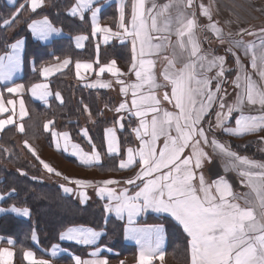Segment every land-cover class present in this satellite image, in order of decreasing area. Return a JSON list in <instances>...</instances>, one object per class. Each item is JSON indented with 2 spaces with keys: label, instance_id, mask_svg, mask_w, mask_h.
<instances>
[{
  "label": "snow or ice",
  "instance_id": "6c2138e0",
  "mask_svg": "<svg viewBox=\"0 0 264 264\" xmlns=\"http://www.w3.org/2000/svg\"><path fill=\"white\" fill-rule=\"evenodd\" d=\"M8 2L15 5L18 0ZM99 3L100 0H77L70 14L83 20L85 11H90L92 38L102 34L105 44L113 38L121 44H130L128 71L123 72L115 59L102 64L99 44L96 45L95 61L77 60L74 69L81 81L85 80L86 73H95L97 79L87 83L86 87L111 88V82L99 79L106 72L120 85L123 99L114 109L118 114L114 125L104 129V146L107 155L121 157L120 170L137 165L138 168L130 178H109L99 182L96 194L100 199H107L105 212H114L118 219H124L126 215L125 236L139 245L137 264H156V261L163 264L165 259L164 225H137L136 218L149 210L169 215L182 227L187 237L188 264H264V162L239 155L215 135L217 130L234 136L264 131V28L260 29L259 45L245 42V35H256L250 29L241 28L238 38L227 33L229 46L225 48L226 55H214L203 50L197 34L200 25L196 12L187 11L197 0H166L162 4L157 0H120L119 30L116 31L99 23L102 11ZM44 6L45 0H23L10 18L2 20V26L11 27L25 9L36 13ZM198 8L199 14L208 20L204 27L224 44L225 33L213 21L210 6L199 3ZM27 27L39 40H48L53 33L60 31L47 16L32 19ZM89 38L88 35L76 36V47L84 48L82 42ZM23 45L24 40L18 39L9 45L11 52L0 56V83L12 81L13 75L20 70ZM238 51L245 56L251 53L248 65L243 64ZM228 55L234 60V68L227 67ZM55 59L58 63L40 69L45 81L72 63L70 58ZM232 72L235 73L231 80L235 95L229 103L232 94L224 85L229 83L228 74ZM129 76H134V80L125 79ZM160 89H164L162 96L158 95ZM24 90V84L15 83L0 91V114L10 113L7 118H0V132H4L7 126H14L19 133H25L23 120L29 113L24 100H19L18 118L14 119L17 117L16 100L5 102L4 99V91L20 96ZM27 91L45 104L52 95L64 104L61 93H53L47 82L33 83ZM165 102L170 108L164 106ZM246 106L256 107L258 114H245ZM83 111L91 117L87 105H83ZM234 113L238 115L232 127L229 122ZM133 119L137 123L131 132L138 143L135 147L122 149L117 130L122 131L125 122L130 123ZM43 129L51 133L57 149L61 148L63 141V150L76 156L81 165L91 167L101 163V152L87 128L80 134L88 140L90 152L73 143L67 131H56L53 120L46 121ZM260 140L264 141V137ZM24 145L39 160L27 140ZM2 150L8 152L7 148ZM213 155L225 160V175L209 182L203 168L206 163H212ZM40 163L48 173L62 175L43 160ZM229 171L237 172L241 187L248 191H234L226 178ZM63 178L77 189L93 186L92 181ZM60 187L65 193L74 191L65 185ZM15 191L13 188L8 194H0V201ZM80 196L81 202H85L86 192H80ZM9 210L18 215H30L28 208L13 205L6 210L0 207V212ZM102 234L92 228L69 227L60 233L59 239L94 245ZM3 239L0 237V241ZM31 239L39 243L35 231ZM14 243L11 238L7 239L8 245ZM100 251L101 248L97 247L90 253L91 259L73 254L72 260L74 264H109L107 258L100 257ZM57 254L58 246L53 245L51 256ZM14 255L10 247H0V264H14ZM23 257L27 264H51L48 259L36 258L33 251H24Z\"/></svg>",
  "mask_w": 264,
  "mask_h": 264
},
{
  "label": "trees",
  "instance_id": "16d2710c",
  "mask_svg": "<svg viewBox=\"0 0 264 264\" xmlns=\"http://www.w3.org/2000/svg\"><path fill=\"white\" fill-rule=\"evenodd\" d=\"M19 2H23V0H18L16 7ZM71 5L72 0H45V6L36 13L25 9L15 24L5 28L2 26V20L10 18L15 7L7 5L5 0H0V54L7 50L13 40L25 37L24 70L21 81L26 86L39 81L40 69L55 61L56 57L60 59L69 57L72 62L94 59L96 37L92 38L90 35L91 27L88 14H84L83 20L80 17H71L68 14ZM41 16H47L53 25L60 27L67 35L54 39L48 44H41L33 40L27 25L32 19ZM101 17L105 22L114 25L116 20L114 4L103 9ZM79 33L90 37L85 48L80 51L75 49L72 42V37ZM99 57L101 63L115 59L123 69L128 68L130 63V52L127 45L113 44L102 47ZM50 85L53 91L61 93L64 104H58L53 100L46 107L26 97L30 115L25 122V133H19L14 127H11L5 129L0 137V192L6 194L13 188L16 190L2 203L5 206H24L30 211V217L27 220L10 214L1 215L0 235L10 237L15 242L13 245L14 264H27L23 259L24 251L32 250L36 255L45 258V252L52 244L58 242L62 230L72 225L89 226L104 230L105 234L101 239V245H109L108 240H111V249L117 254L108 255L109 264H116L123 258L124 262H128L135 255L134 247L123 242V221L117 219L112 213L105 212V202L97 200L94 203L83 205L71 196L65 195L59 185L40 181V163L29 152L20 150L16 144V141L22 143L27 140L45 158L43 150L51 151L52 145L50 135L44 131L43 124L48 120H53L55 128L69 132L73 140L85 146L87 143L85 138L81 137L80 129L82 120L88 118L92 121L88 129L89 135L97 149L102 155H105L103 132L107 126L114 122L105 120L102 116L106 105L107 107L114 105L113 99L105 91L89 90L81 84H77L73 78L72 66L66 72L53 77ZM83 105L88 106L91 117L83 111ZM133 127L132 121L126 122L125 128L119 131L122 149L134 145L135 137L131 132ZM229 144L231 149L238 150L233 141H230ZM88 145L91 147L90 144ZM3 148H7L8 152L5 153ZM243 151L248 155H253L251 151L247 152L245 147ZM45 159L59 170L68 172L58 166V162L54 161L53 156H47ZM65 160L67 163L61 162L65 167L81 168L74 161ZM118 160V157L105 155L103 162L98 166L82 168L83 175L81 177L90 175L92 178L99 176L124 178L134 175L136 171L134 169L127 172L119 170ZM18 170H22L27 175H21ZM139 222L163 224L167 234V263L188 264L186 234L171 217L147 214ZM33 231L38 235V246L31 242ZM63 246L71 247L66 244ZM52 262L53 264H72L67 256H61Z\"/></svg>",
  "mask_w": 264,
  "mask_h": 264
},
{
  "label": "crops",
  "instance_id": "0c3cea01",
  "mask_svg": "<svg viewBox=\"0 0 264 264\" xmlns=\"http://www.w3.org/2000/svg\"><path fill=\"white\" fill-rule=\"evenodd\" d=\"M197 1H201V3H203V4L207 5V6H210V10H211L212 16H213V21L217 22L218 23V26L225 33V43L224 44H221L219 42V40L217 39V37L211 31H209L206 27H204L205 25L208 24V20H207L206 17H203V16H201L199 14V8L197 7L198 4H196V5L194 4L193 5V8H194V11L196 12V15H197L198 24L200 25V27L197 29V34L199 36L200 41L202 42V47H203V50L205 52H209V53L214 54V55H226L225 48L229 46L228 45V42H227L228 39H229V37L227 36V33H229V32L232 33V38H238L237 37V33L239 32V30L241 28H247V29H250L252 32L256 33V35H254V36H247V35H245L243 38H244V40H245L246 43H254L256 45H259V42H260L259 41L260 29L261 28H264V0H197ZM5 2H6L7 5L12 6V7H16V5H17V4H15V5L10 4L8 2V0H5ZM76 2H77V0H72V5L70 6V8L68 10V14L71 17L79 18V16H72L70 14V9H71V7ZM126 2H127V0H126ZM165 2H166V0H157V3H159V4H162V3H165ZM111 4H114L115 11H116V20H115V24L114 25H111V24L105 22L102 19V17H101V13H102L103 9H105L106 7H108ZM119 4H120V0H100L99 6L102 7V11L99 13V23L101 24V26L111 27L114 31L119 30L118 29V25H119V22H120L119 21V12H118ZM246 4L249 5V6L247 7ZM250 4H252V5H250ZM148 6H150V4ZM127 11H128V9L126 8V13H127ZM187 11L191 12V11H193V9H188ZM85 13L88 14V18H89V21H90V27H91V12L90 11H85ZM43 17L44 16H41V17H38V18H35V19H42ZM126 19H127V16H126ZM53 26L56 27L57 29H59L60 31L58 33H53L52 36H50L48 38V40H39L38 38H36V37H34L32 35V33H31V31L29 29H28V31H29L30 37L33 40H35V41H37V42H39L41 44H48V43H50L54 39H58V38H61V37H64V36L67 35V34H65V32H63V30L60 27H57L55 25H53ZM78 35H86V34L79 33V34H76V35H74L72 37L73 46L75 47L76 50H79L80 51V50H82V49L85 48L88 40L82 42L85 45L84 48L78 49L76 47V41H75V37L78 36ZM18 39H23L24 40V45H23L22 51L20 53L21 61H22L21 68H20V70L18 72H16L13 75L12 81L0 83V91H3L6 86H12L15 83L24 84L21 81V78H22L23 70H24L23 55H24V48H25V44H26V39H25V37H19V38L13 40L10 44L15 43ZM211 43H212V45H211ZM97 44H99L100 49L102 47H107V46H110V45H113V44H115V45H127L128 48H129V52H130V44H128L127 42L125 44H121L119 42V40L113 38L111 41H109L108 44H105L103 42V39H102V34H98L97 37H96V43H95V46H94V53H95L94 59L80 60V61L94 62L95 59H96V45ZM9 45H8L7 50L5 52L1 53L0 56L5 55L6 53H9V52L12 51V49L9 47ZM256 51L258 52L259 49L257 48ZM99 52H100V50H99ZM237 54L240 55L241 61L243 62L244 65H248L249 64L251 53L248 56H245L242 51H238ZM65 58H69V57H65ZM65 58H61L60 60H63ZM75 61H77V60H75ZM75 61L72 62L69 65V67L72 66V68H73V78H74V80L80 82L82 86L86 87L85 85L87 83L94 82L97 79L95 73L93 72V73H86L85 74V80H83V81L79 80L76 77V75H75V69H74V63H75ZM109 61L110 60H108L106 62H103V63H107ZM56 63H58L57 60H55V61H53V62H51V63H49V64H47L45 66H51V65H54ZM161 63H163V61H161ZM117 66L123 72H127L128 71V68H129V66H128V68L123 69L118 63H117ZM94 67H97V65H95V63H94ZM227 67H229V68H234L235 67L234 60H233V58L230 55H228V58H227ZM68 68L64 69L61 72H56L54 75L50 76L47 79V81H45L44 78L40 74V80L37 81V82H35V83L47 82L50 85V82H51V80H52L53 77H55V76H57V75H59L61 73L66 72L68 70ZM234 75H235L234 72L230 73V77L229 78L232 80L234 78ZM99 79L102 80V81L111 82L112 83V87L111 88H89V87H86V88L89 89V90H101V91H105L110 96V98L113 99L114 102H115L116 99L121 102L122 99H123V97L121 96L120 91H119L120 85H118V84L115 83V78L112 77L111 74H109V73L106 72L101 77H99ZM125 79L134 80V76H129V77H126ZM254 79H256L255 76H254ZM32 84H30L29 86H26L24 84L25 85V90L21 93L20 96H17L15 94H9L6 91H4V99H5V102L8 99H14V100H16L17 117H14V119H17L18 118V113H19V100L21 98L25 102V106H26V109L28 110L29 115H30V112H29V109L27 107L26 97H28L33 102L39 103L40 105H43V106H46V107L53 100L55 102H57L58 104H61L55 98V95H52V96H50L48 98V103L47 104H45L43 101H40V100L35 99L34 97H32L31 93L29 91H27V89L30 88V86ZM229 86H230L229 83L224 85V87H229ZM50 89L52 90L51 85H50ZM232 91H233V88H232ZM52 92L55 93L57 91H53L52 90ZM163 92H164V89L158 90V95L162 96L163 95ZM234 95H235V93H234ZM164 106L170 108V105H167L166 102H165ZM8 107H11V106H8ZM110 109H112V108L111 107H105V110H104L103 114L105 113L107 115H110V118H108L106 120H110L112 122H115L116 119H117V117H118V114L114 111L115 107L113 108V110H110ZM244 111H245V114H253V115L258 114L256 107H247L246 106L245 109H244ZM8 114H10V113L0 114V118H7V115ZM29 115L24 118V120H23V123L24 124L27 121ZM237 115H238V113H234L233 114V118L230 120L229 126H232V127L235 126L234 121H235V117ZM131 121L133 122L134 127H135L137 121L135 119H133ZM86 124H90V126H91L92 121H90V119H87ZM113 125H114V123L111 124V125H109V126H107V127H111ZM11 127H14V126H7L6 129L11 128ZM55 130L58 131V132H65V130H57V128H55ZM119 131H121V130H119V129L117 130L118 137H119V134H118ZM260 132H264V131H260ZM260 132H258V133H260ZM2 133L3 132H0V137H1ZM48 133H49L50 139H51L52 150L51 151H48L49 154L47 152V154L44 155V157L47 158V156H53L55 158V160H54L55 162H65V163H67V161L65 159H70V160L74 161L75 164L78 165V166H80L81 168H76L75 166H73L72 167V170H73L74 173L67 174L66 172H63V171L59 170L57 167H55L50 162H48L45 158H43L40 155V153L38 152V150L35 149L30 144L35 149L37 155L39 156V160L34 156L38 160L39 163H40V160H43L44 162L48 163L52 168H54L56 171L62 173L61 176H57L54 173L50 174V173H48L43 168V166L40 163V165H41L40 166L41 167V174L44 171L45 173H47L49 175H52L54 177H57V179L60 180L59 183H62V184H69L68 181H66L63 177H70L72 179H81V180H86V181H92L93 182V186L88 187L90 191L93 190L94 184L98 181V179L99 180H106V179L112 178V177H105V178H103L104 176H102V177L101 176H99V177L96 176L98 178H92L90 175H88V177H81L83 175V173H81L82 172V168H91V167H95V166L89 167V166L81 165L79 163V161H78V158L76 156L72 155L71 152H65L63 150V141H61V148L60 149H57L56 148V144L53 141V138L51 136V133L50 132H48ZM258 133L246 134V135H243V136H234V135L224 134L223 132L217 130L216 133H215V135H216V137L221 142H223L227 146H229L230 145L229 144L230 141L238 142L240 140H243V139H246V138H250L251 136H255ZM70 137H71V135H70ZM103 139H104V132H103ZM71 141L73 143L78 144L81 148L84 149V151H88V152L91 151V147H90V149L83 147L79 142L73 140L72 137H71ZM137 143L138 142L135 139V143L132 146L135 147L137 145ZM16 144H17V146H18V148L20 150L28 151L31 154V152L28 150V148L25 147L24 141L22 143H20L19 141H16ZM231 150H234V149H231ZM209 152L211 154V150H209ZM105 155L106 156H109V155L106 154V148H105ZM105 155H102L101 154V156H102L101 163L103 162V159H104V156ZM110 157H118L119 160L121 159L120 156H110ZM248 158L249 159H252V160H255L254 157H251V156H248ZM119 160H118V164H119ZM261 161L264 162V160H261ZM224 164H225V160H223L219 156L213 155L212 156V163L211 164H207L206 163L205 166H204V168H203V172H204V175H205L206 179L209 182H211L217 176H219V175H225L224 170H223L224 169ZM98 165H96V166H98ZM136 168H138V165L136 167L131 168V169L121 170V171L127 172V171H131L133 169H136ZM235 173H237V172H235ZM233 174H234V171H232L230 174L226 173V178H229V177L232 178L231 175H233ZM115 179L122 180L123 178L121 177V178H115ZM209 179H211V180H209ZM73 186H76V185L73 184ZM123 186L124 185H121V187H123ZM8 193H10V192H8ZM8 193H6V194H8ZM0 194H3V193L0 192ZM8 196L9 195H6V198ZM4 200L0 201V207L4 208L6 210L10 209L13 205H10V206L3 205L2 202ZM16 207H18V208H26L24 206H16ZM4 214H10V215H13V216H15L17 218L23 219V220H27L30 217V215L29 216L18 215V214L14 213V212H11L10 210L9 211H5V212H0V216L1 215H4ZM112 214L116 217V215H115L114 212H112ZM147 214H151V215H163V216L170 217L167 214L155 213V212H152L151 210H149V211L143 213L142 215H140L139 217L136 218L137 225L138 226H149V225L161 224V223H151V222L150 223L149 222H144V223L139 222V220L141 218H144ZM119 220H122L123 221V242L125 244H127V245H131V246L134 247L135 255L132 258V260H130L128 262H124L125 259L123 258L120 261H118L116 264H120L121 261H123L124 264H137V257H138V252H139V245H137L134 240H129L125 236V227L127 225V217H126V215H125V218L124 219H119ZM69 227L92 228V227L84 226V225H72V226H69ZM69 227H67V228H69ZM67 228H65L64 230H62L61 233L63 231H65ZM164 228H165V226H164ZM92 229H94V228H92ZM94 230L101 231L103 233L101 235V237L97 240L96 244H94V245H82V244H78V243H76L74 241L60 240L59 237H58V242L52 244L48 248V250L45 252L46 253V257L45 258H43L41 256H38L35 253L34 254H35L36 258H38V259H41L42 258V259H48V260H50L51 264H53L52 261L54 259H57V258H59L61 256H67V257L70 258L72 264H74V262L72 260V255L73 254L74 255H77V256H80L82 259H91L92 257L90 255V253H92L97 247H99V248H101V251L99 253L100 257L101 258H107L108 261H109L108 255H110V254H117L116 252L113 251V249H111V240H108V244H109L110 248H108L106 245H101V239H102L103 235L105 234V232L102 229H94ZM59 236H60V234H59ZM0 237H3L4 238L3 241H0V247H10L14 251V253H15V250L13 248V245H8L7 244V239L10 238V237L1 236V235H0ZM31 242L35 246H38L39 245L38 243L34 242L32 239H31ZM65 244L66 245H70L71 247H65V246H63ZM53 245H57L58 246V254H57L56 257H52L51 256V249H52V246ZM166 246H167V234H166V229H165V241H164V245H163V250L165 252V259H164L163 264H169L166 261ZM26 251H32V250H26ZM23 259H24V257H23ZM24 261L27 263V261L25 259H24ZM14 262H15V255H14ZM156 264H160V262L159 261H156Z\"/></svg>",
  "mask_w": 264,
  "mask_h": 264
},
{
  "label": "rangeland",
  "instance_id": "374dc122",
  "mask_svg": "<svg viewBox=\"0 0 264 264\" xmlns=\"http://www.w3.org/2000/svg\"><path fill=\"white\" fill-rule=\"evenodd\" d=\"M199 3H201V1H197V3L196 4H199ZM195 4V5H196ZM250 5H252V4H250ZM246 6L248 7L249 5H247L246 4ZM198 7V6H197ZM193 10H194V8H192ZM35 19V18H34ZM198 38H199V36H198ZM173 39H175V37H173ZM211 45H212V43H211ZM230 77V73L228 74V80H229V87H225L227 90H228V92L229 93H231L232 95L229 97V103H230V101H232V99L234 98V92L232 91V84H231V79L229 78ZM76 81V80H75ZM77 82V84H81L80 82H78V81H76ZM120 103V101L119 100H115V103H114V105L111 107L112 109L114 108V107H116V106H118V104ZM102 118H104L105 120L106 119H108V118H110V115H107V114H103V116H102ZM87 119L88 118H86V119H83L82 120V128L80 129V132H81V130L82 129H84V128H87V129H89V127H90V124H86V122H87ZM57 130H60V129H58L57 128ZM89 132V131H88ZM81 137H83L82 135H81ZM260 137H264V132H260V133H258V134H256L255 136H251L250 138H246V139H243V140H240V141H238V142H234V144H235V148H237L238 150H232V151H235V152H237L239 155H241V156H246V157H248V156H251V157H254V159H255V161H258V162H262L261 160H264V141H261L260 140ZM83 138H85V137H83ZM85 140H86V145L84 146L83 144H81L83 147H85V148H88V149H90V147H89V143H88V140L85 138ZM78 142V141H77ZM244 147H245V150H247V152H249V151H251L252 152V154L254 155H248V154H246L244 151H243V149H244ZM28 152V151H27ZM43 152H44V154L46 155L47 154V151H44L43 150ZM48 154H49V152H48ZM41 166V165H40ZM58 166L59 167H61L62 169H64V170H67L68 172V174H72V173H74L73 172V170H72V168H68V167H65L61 162H58ZM134 170H137V168L136 169H134ZM232 171H229V172H227L228 174H230ZM135 173V172H134ZM133 176V175H132ZM132 176H129V177H124L122 180H124V179H127V178H130V177H132ZM232 176V178H227L230 182H231V184L233 185V189H234V191L235 192H238V193H243V192H246V191H248V189L247 188H245V187H241V185H240V179H241V177H239L238 176V174L237 173H235V171H234V174L233 175H231ZM39 180L40 181H42V182H44V183H48V184H56V185H65V186H67V187H70V188H72V189H74V191L73 192H70V193H65L63 190H62V192L64 193V194H66V195H69V196H71L72 198H74L75 200H77L80 204H87V203H94L95 201H97V200H100V201H103V202H105V204L107 203V199L105 198V199H100L98 196H97V194H96V184H98L99 182H101V181H103V180H98L95 184H94V188H93V190L92 191H90L89 190V188L88 187H86V188H81V189H77V186H73V184H62V183H59V179H57V177H54V176H52V175H49V174H47V173H45L44 171L42 172V174H41V176H40V178H39ZM209 180H211V179H209ZM62 189V188H61ZM80 192H86V194H87V199L85 200V202H81V196H80ZM108 248H110V246L109 245H106ZM109 254V253H108Z\"/></svg>",
  "mask_w": 264,
  "mask_h": 264
}]
</instances>
